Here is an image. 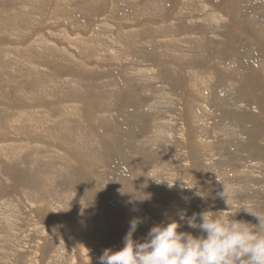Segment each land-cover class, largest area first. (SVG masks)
I'll use <instances>...</instances> for the list:
<instances>
[{
	"label": "rangeland",
	"instance_id": "374dc122",
	"mask_svg": "<svg viewBox=\"0 0 264 264\" xmlns=\"http://www.w3.org/2000/svg\"><path fill=\"white\" fill-rule=\"evenodd\" d=\"M223 184L264 212V0H0V264L199 236Z\"/></svg>",
	"mask_w": 264,
	"mask_h": 264
},
{
	"label": "clouds",
	"instance_id": "9594fccd",
	"mask_svg": "<svg viewBox=\"0 0 264 264\" xmlns=\"http://www.w3.org/2000/svg\"><path fill=\"white\" fill-rule=\"evenodd\" d=\"M168 186L173 188L175 184ZM228 192V186L223 184V192L218 196L224 200L227 211L209 208L191 217L183 211L178 213L179 221L200 232L199 236L181 232V223L171 220L154 226L140 242L134 235L142 221L133 219L124 237V247L119 251L105 250L99 264H264V212L257 211L251 202H236ZM196 195L207 199L203 191ZM234 208L238 210L236 214L229 215ZM241 212L258 223L236 220Z\"/></svg>",
	"mask_w": 264,
	"mask_h": 264
},
{
	"label": "bare ground",
	"instance_id": "6f19581e",
	"mask_svg": "<svg viewBox=\"0 0 264 264\" xmlns=\"http://www.w3.org/2000/svg\"><path fill=\"white\" fill-rule=\"evenodd\" d=\"M114 5V4H113ZM251 92V91H250ZM189 109V108H188ZM235 123V122H234ZM232 124V123H231ZM228 133V132H227ZM194 138V137H193ZM246 153V152H245ZM92 218V217H91ZM139 229V228H138ZM52 234V233H51ZM88 256H89V254H88Z\"/></svg>",
	"mask_w": 264,
	"mask_h": 264
}]
</instances>
